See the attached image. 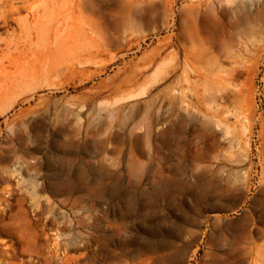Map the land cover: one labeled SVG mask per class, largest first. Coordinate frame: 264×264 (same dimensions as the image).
<instances>
[{
  "label": "rangeland",
  "instance_id": "1",
  "mask_svg": "<svg viewBox=\"0 0 264 264\" xmlns=\"http://www.w3.org/2000/svg\"><path fill=\"white\" fill-rule=\"evenodd\" d=\"M5 73L0 264H264L210 226L264 209V0H0Z\"/></svg>",
  "mask_w": 264,
  "mask_h": 264
},
{
  "label": "bare ground",
  "instance_id": "2",
  "mask_svg": "<svg viewBox=\"0 0 264 264\" xmlns=\"http://www.w3.org/2000/svg\"><path fill=\"white\" fill-rule=\"evenodd\" d=\"M233 1H235V0H233ZM243 3H241V4H243ZM82 6H84V9L85 10L89 9L87 4H84L83 5V3L81 1H78L77 8L79 9V11L82 10ZM239 7H241V6H239ZM207 20H208V18H207ZM207 22H206V24H207ZM208 25H210L209 22H208ZM94 26H96V25L94 24ZM88 27H89V25H88ZM205 27H206V25H205ZM210 28H211V26H210ZM197 37L198 36H196V39H197ZM248 37H250V36H248ZM193 39H195V38H193ZM246 43H247V41H246ZM243 45L246 46V44H244V43H243ZM243 48L245 49V48H247V46L246 47H243ZM227 49L228 48L226 47L225 52L227 51ZM229 50H232V49L230 48ZM238 50H236L237 53H239V51H240V50L239 51ZM247 50H248V48H247ZM247 50H245L243 52H246ZM234 51H231V52L233 53ZM198 52H200V51L198 50ZM237 53H236V56L239 55V54L237 55ZM200 54L197 53L193 49H188L187 50V54L184 56V60H183L182 65H179L178 63H176V65L174 66L173 70L174 71H179L180 74H181L180 75L181 77H183L185 79L188 78V75L189 74H192V73L194 74V73L197 72V70L194 67V65H197V64H200L201 63V55ZM215 60H216V58H215ZM187 65H191L192 67L191 68H188ZM4 77L5 78L2 81H0V100H2L5 96H7L9 94V92L12 90V88L14 86H16V84H17L16 79L15 78H12L8 73H5ZM12 104H13V102H9L7 104V106H6V108L0 109V114H3L4 112H6L8 110V108H10L12 106ZM204 130H205V132L210 133V134L218 133L222 137V141H224L228 145H233V143H234V138L232 136V133L228 130V128L226 126H223V125H220V124H215L214 127H213L211 125V123H205ZM36 150H37V148H36ZM238 163H241L242 164L243 161H238ZM18 166H19V168L26 167V165L25 164H22V163H18ZM263 183H264V177H263ZM51 188L54 190V189H56V186L54 184H52L51 185ZM262 192H264V189L262 190ZM204 205H205L204 200L202 201L201 199H199L197 203L193 204V206L189 210V212H184L183 211L182 215H180L179 218L182 220L183 224H182V226L179 227L180 228V233L179 234H180V237L182 239H184V238H190V237H192L194 235V230H192V228H194V227L197 226V219L200 218L202 215L206 214L207 212H210V210H211L210 208L212 206H214V205H212L211 207H209V206L204 207ZM210 226L212 228V232L218 238H220V240H223L225 242H229L230 240H228V239H226L224 237L226 234L227 235L229 234V236L231 238L238 239L240 241V244H241V247H240V250H239V252H240L241 255H248L252 251V249H256V252L259 253L264 248V209H261L260 210L258 216H254V218H253V215H252V218L251 219L250 218L248 219V222H247L246 225H244L242 227H239V228H235V230L228 231V228H227L228 225L227 226L223 225L222 224V220H220L218 218H215V217L213 218V221H211ZM253 235H255L257 237V240H256L257 242H256L255 245H252V243L249 241V239ZM232 259H233V261L230 264H244L243 259H236V258L235 259L232 258Z\"/></svg>",
  "mask_w": 264,
  "mask_h": 264
}]
</instances>
